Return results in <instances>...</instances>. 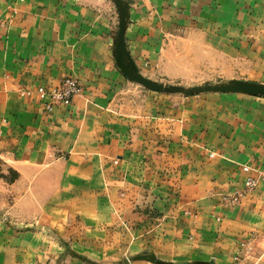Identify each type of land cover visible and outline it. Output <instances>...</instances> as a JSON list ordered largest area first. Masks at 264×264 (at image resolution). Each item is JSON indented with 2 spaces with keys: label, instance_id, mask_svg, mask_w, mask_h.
Instances as JSON below:
<instances>
[{
  "label": "crops",
  "instance_id": "1",
  "mask_svg": "<svg viewBox=\"0 0 264 264\" xmlns=\"http://www.w3.org/2000/svg\"><path fill=\"white\" fill-rule=\"evenodd\" d=\"M129 2L126 41L145 74L143 63L161 62L171 36L190 46L193 32L215 29L200 45L231 47L226 55L245 56L250 77L264 78V0ZM102 5L0 0V162L19 174L0 177L4 220L28 226L37 217L28 208L38 207L71 234L84 230V243L97 230L119 238L123 254L233 263L241 246L264 235V177L240 202L223 201L244 188V165L264 167V98L152 94L125 112L115 100L129 82L115 65L114 22ZM68 75L81 87L69 105L45 112L36 95H21ZM2 219L0 264H23L38 234Z\"/></svg>",
  "mask_w": 264,
  "mask_h": 264
},
{
  "label": "rangeland",
  "instance_id": "2",
  "mask_svg": "<svg viewBox=\"0 0 264 264\" xmlns=\"http://www.w3.org/2000/svg\"><path fill=\"white\" fill-rule=\"evenodd\" d=\"M102 1V9H104L106 13H109L112 17L111 20L114 22L112 54L115 65L129 82L128 86L123 92L119 93L115 100V102L124 106L125 112L132 113L134 111H131L133 108L132 106L137 107L146 105L149 100L148 95L152 94L169 96L170 99H181L183 97H195L209 94H218L222 96L228 94H241L264 98V95H250L242 92L217 90L194 91L190 93L161 92L130 80L120 69L116 61L115 49L120 30V10L115 0ZM125 1L129 4V12L125 18L126 49L131 59L135 62L139 72L145 77L164 86L177 85L186 89L227 84L237 80L264 85V78L255 80V76L250 77V64L248 63V58L246 59L245 56L242 57L241 54L237 55L233 53L236 56L233 54H231L232 56L225 54L229 52L231 47L200 45V39L204 36L203 32H209L210 35L216 36L215 29L193 32L189 37L198 39V41L190 46L184 45L181 43V40L180 42H174L173 40L175 38L171 36L170 39L166 41L168 45L163 46L162 52L165 53L166 56L161 62L154 64L151 63V61H145L143 63L146 68L148 67L150 69L148 74H145L137 65L127 45L126 32L131 22V5L129 0ZM176 36L185 37L187 33L177 31ZM6 170L9 171V174L5 173ZM18 176L19 174L16 171L8 170V167L4 165L2 161L0 162V177H9L14 180ZM28 209L32 210L37 217L30 225L26 226L24 225L25 223H19L12 219L9 221L4 220L5 211L4 208H0V218H3L1 223H5L16 232L31 230L38 234V238L35 239V243L32 247V254L23 256V264H29V262H32L31 264H68V258H70V260L74 258L79 261L80 264H264V235L253 237L245 243V246H241L237 251L238 259H235L233 263L229 259H224L220 262L215 257L210 256L200 259L173 261L161 259L153 252L123 254L121 253L122 251H117L119 238H109L108 236L102 235L97 230H88V237L93 241L91 243H84L86 240L84 230L77 228L74 230L73 234H71L72 232L70 233L63 228V224L52 222V220H56V213H52L51 216L44 218L41 215L40 208L30 207ZM75 238H80V240ZM74 242H79L80 244L78 245L81 248L79 247L77 250V247H74Z\"/></svg>",
  "mask_w": 264,
  "mask_h": 264
},
{
  "label": "water",
  "instance_id": "3",
  "mask_svg": "<svg viewBox=\"0 0 264 264\" xmlns=\"http://www.w3.org/2000/svg\"><path fill=\"white\" fill-rule=\"evenodd\" d=\"M116 4L121 13V21H120V30L118 35V41L116 42V61L120 69L124 72V74L135 82H138L146 87L152 88L161 92H181V93H190L194 91H209V90H217V91H229V92H242L250 95H264V85L249 82L244 80H237L227 84L215 85V86H206V87H194L192 89H186L182 86L170 85L164 86L159 84L150 78L142 75L135 62L131 59L130 54L126 49L125 43V30H126V21L125 18L129 12V4L125 0H115ZM147 258V257H145Z\"/></svg>",
  "mask_w": 264,
  "mask_h": 264
},
{
  "label": "built area",
  "instance_id": "4",
  "mask_svg": "<svg viewBox=\"0 0 264 264\" xmlns=\"http://www.w3.org/2000/svg\"><path fill=\"white\" fill-rule=\"evenodd\" d=\"M80 91L81 87L78 78L74 75H68L64 77L58 85L26 87L21 90V95L27 97L36 95L39 102L42 104V109L45 112H51L57 105H69L74 96L79 94ZM214 155V152L210 153L211 157ZM114 163H118V160L115 159ZM243 171L247 174L244 181V188L242 190H236L233 193L224 194V202H240L246 192L254 189L258 185L260 179L264 177V167H251L249 165H244ZM253 172L255 174H253ZM235 259L237 260L238 256H235Z\"/></svg>",
  "mask_w": 264,
  "mask_h": 264
}]
</instances>
